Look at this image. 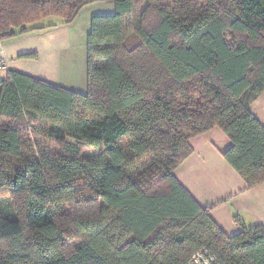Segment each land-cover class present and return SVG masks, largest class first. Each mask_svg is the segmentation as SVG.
<instances>
[{"label":"trees","instance_id":"obj_1","mask_svg":"<svg viewBox=\"0 0 264 264\" xmlns=\"http://www.w3.org/2000/svg\"><path fill=\"white\" fill-rule=\"evenodd\" d=\"M106 1L0 0V41ZM112 1L92 20L86 94L15 71L0 83V264H189L201 250L264 264V226L227 236L173 175L191 139L219 128L247 189L264 183L249 111L264 92V0H147L136 23L137 0ZM37 138L61 155L29 157Z\"/></svg>","mask_w":264,"mask_h":264},{"label":"crops","instance_id":"obj_2","mask_svg":"<svg viewBox=\"0 0 264 264\" xmlns=\"http://www.w3.org/2000/svg\"><path fill=\"white\" fill-rule=\"evenodd\" d=\"M115 13L112 0L83 8L75 23L0 41L8 69L79 94L87 93V39L94 17ZM26 55H30L27 56ZM264 127V92L249 105ZM192 154L174 171L176 180L229 237L247 227L264 226V183L247 189L239 173L226 161L229 137L219 128L191 139ZM239 221V222H238Z\"/></svg>","mask_w":264,"mask_h":264},{"label":"rangeland","instance_id":"obj_3","mask_svg":"<svg viewBox=\"0 0 264 264\" xmlns=\"http://www.w3.org/2000/svg\"><path fill=\"white\" fill-rule=\"evenodd\" d=\"M146 4H147V0H137L134 12L132 16L130 17L133 23H136L137 18L143 13L146 7ZM48 22L49 20H47L45 23H48ZM30 141H31L30 142L31 149L33 147L31 152L33 151V153H29V157L37 155V156L46 157V158H56L61 155V152L59 151L60 148H58L56 144L50 141H46L41 138L40 139L37 138L35 140H30ZM27 143L29 145V141Z\"/></svg>","mask_w":264,"mask_h":264},{"label":"built area","instance_id":"obj_4","mask_svg":"<svg viewBox=\"0 0 264 264\" xmlns=\"http://www.w3.org/2000/svg\"><path fill=\"white\" fill-rule=\"evenodd\" d=\"M8 69V58L3 49L0 50V71H6ZM189 264H209V260L206 259L204 250L197 252L192 261Z\"/></svg>","mask_w":264,"mask_h":264}]
</instances>
